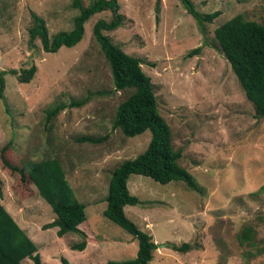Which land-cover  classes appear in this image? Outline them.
<instances>
[{"label":"rangeland","instance_id":"obj_1","mask_svg":"<svg viewBox=\"0 0 264 264\" xmlns=\"http://www.w3.org/2000/svg\"><path fill=\"white\" fill-rule=\"evenodd\" d=\"M123 24L103 32L112 44L140 59L151 79L158 111L171 131L180 165L203 188L193 192L182 182L161 185L131 175L127 188L139 200L125 215L158 245L150 264H264V119L255 116L230 64L214 37L217 27L240 14L264 23V0H191L202 14L220 12L199 29L179 0H117ZM84 6L90 0H82ZM31 13L41 18L49 38L73 29L79 10L72 0H0V144L11 141L12 161L29 169L42 159H57L76 199L85 206L81 227L89 234L82 251L70 246L80 237L43 226L54 213L35 187L18 184L0 170V203L37 247L42 264H104L136 257L137 241L103 212L112 171L148 146L150 132L125 137L113 128L117 107L131 94L115 91L110 67L93 37L104 11L84 24L82 40L72 48L45 53L39 40L30 47ZM200 52L188 57V53ZM36 66L29 83H19L10 70ZM49 121L58 105L68 106ZM82 137L103 139L80 142ZM246 228L253 232L242 241ZM94 236V239H93ZM189 243L183 254L165 244ZM22 264H33L25 259Z\"/></svg>","mask_w":264,"mask_h":264},{"label":"trees","instance_id":"obj_2","mask_svg":"<svg viewBox=\"0 0 264 264\" xmlns=\"http://www.w3.org/2000/svg\"><path fill=\"white\" fill-rule=\"evenodd\" d=\"M186 12L196 21L203 32L206 23L211 24L220 12L202 15L198 13L191 0H179ZM72 7L79 10L74 19L73 29L49 38L44 21L31 13L33 27L29 29L28 44L34 46L39 40L45 53H56L61 47H75L83 38L84 24L97 13L109 11V21L99 20L93 27V37L98 43L110 70L115 91L130 90L131 94L116 109L113 128L119 129L128 138L150 132L147 148L134 159L123 161L115 168L110 176L104 217L131 235L138 243L135 258L122 262L108 261L104 264H150L158 245L152 236L140 230L124 212L126 206H137L139 200L131 195L127 181L131 175H139L166 185L170 182H182L187 189L203 194V188L194 177L180 165L181 150H174L171 131L168 124L160 115L151 79L142 71L140 59L126 54L121 48L112 44L103 32H111L123 24L124 17L119 13L117 0H90L84 6L82 0H72ZM215 40L221 55L230 64L231 69L244 90L245 96L254 107L255 116L264 119V23L246 20L238 14L229 19L214 31ZM200 48L188 53V57L199 53ZM19 83H29L34 78L36 66L31 65L21 71L10 70ZM0 73V100L4 98L5 82ZM81 106L80 103H70L68 106L58 105L47 114V120L56 117L67 107ZM103 139L82 137L80 142L98 143ZM11 141L0 144V170L13 179V193L22 196V188L18 184H29L35 187L38 195L51 208L55 219L42 228H58L57 236L63 237L73 233L80 241L70 246L71 250L81 251L89 243V234L83 228L79 229L86 220L85 206L80 203L66 180L62 166L57 159L46 158L32 163L27 169L13 163ZM1 185V180H0ZM258 192L264 193V185ZM0 198L2 188L0 186ZM253 238L251 229L246 228L241 235L242 241ZM94 239V236H93ZM167 248L178 253H187L192 249L189 243L180 245L165 244ZM30 259L33 264H42L37 247L15 222L12 216L0 203V264H22ZM62 264H69L64 258Z\"/></svg>","mask_w":264,"mask_h":264},{"label":"crops","instance_id":"obj_3","mask_svg":"<svg viewBox=\"0 0 264 264\" xmlns=\"http://www.w3.org/2000/svg\"><path fill=\"white\" fill-rule=\"evenodd\" d=\"M81 228H82V227H81V226H79V229H81ZM57 230H58V229H57ZM75 235H76V234H75ZM75 243H77V242H75ZM73 244H74V243H73ZM88 245H89V243H87L86 247H87ZM86 247H85V248H86ZM85 248H84L83 250H81V251H82V253H83V252L86 250ZM70 249H71V248H70ZM74 251H75V250H74Z\"/></svg>","mask_w":264,"mask_h":264}]
</instances>
